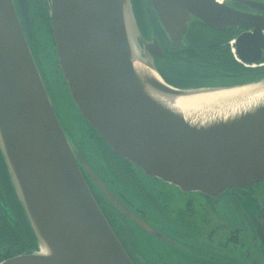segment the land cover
<instances>
[{
	"label": "water",
	"instance_id": "95a60500",
	"mask_svg": "<svg viewBox=\"0 0 264 264\" xmlns=\"http://www.w3.org/2000/svg\"><path fill=\"white\" fill-rule=\"evenodd\" d=\"M45 1L58 64L71 97L88 125L116 154L148 177L211 198L229 188L264 182V110L240 124L201 132L142 92L147 86L160 95L177 96L213 88L180 89L165 81L136 79L134 59L161 77L155 59L164 50L154 31L149 39L141 34L132 0ZM148 1L177 48L187 43L195 20L216 29L241 26L245 20L215 0ZM251 27V38L264 46L262 26ZM0 146L39 241L41 237L43 244L45 234L53 249L52 256H44L39 244L37 251L0 264H134L98 206L83 171L113 212L156 233L72 145L13 0H0ZM261 218L264 224V207ZM262 232L259 236L264 242Z\"/></svg>",
	"mask_w": 264,
	"mask_h": 264
},
{
	"label": "rangeland",
	"instance_id": "374dc122",
	"mask_svg": "<svg viewBox=\"0 0 264 264\" xmlns=\"http://www.w3.org/2000/svg\"><path fill=\"white\" fill-rule=\"evenodd\" d=\"M26 7L28 9L27 5ZM29 9L31 11L30 6ZM127 17H129L128 21L131 23V17L128 14ZM130 30H132L131 27ZM25 34L27 40L28 38L30 40L28 32ZM42 47L44 53L43 60L48 73V88L51 92V101L55 112L61 120L72 145L76 148L73 141L74 138L82 151L84 150L85 154L89 157V161L95 169L100 175H104L103 172L107 173L109 169L100 161L96 148L89 140L90 135L87 133L80 113L73 104L68 87L64 84L65 78L59 66H57L58 59L56 47L50 38L47 40V37H45V40L42 39ZM211 58L214 57L208 56L206 59L209 61H216ZM161 66L162 64L158 62L157 67H160L159 69L163 71V67ZM181 67V70L186 71L183 66ZM185 67L192 70L190 64L185 65ZM163 72L172 80L180 81V85L184 82L189 83L190 80L186 78V76H193L189 72L188 75L183 73L182 77L179 75H171L166 73V71ZM105 169H107V172ZM136 176L140 175L137 174ZM153 184L154 185L149 188L150 190L147 185H145L146 191L138 190L139 193H144L145 197L142 198L143 200L130 199H132L138 207L142 206V208L147 209L146 214L151 220L148 224L155 229L157 234L125 218L130 230L134 233V242L138 254L143 257L148 264H197L203 259H208L209 252L206 246H210L212 249L218 248L222 253L230 252L239 258H242L240 255L243 256L246 249L251 248L252 243H250L249 239L246 240L242 235L238 238L237 243H233L230 240L232 235L235 234V229L238 226L239 229H244V225H241L239 216L233 211L232 207H215V209H213V204H211L208 205L211 207L209 208L204 204H200V202L203 201L202 199H196L193 205L189 198L191 196L197 197V194L188 191L185 192L183 190L178 191V188L162 181H155ZM121 190L123 189L121 188ZM148 191H151L150 193L152 195L149 194ZM243 198L245 203L249 205L248 199L245 196H243ZM171 214H173V219L184 218L183 225L186 229L185 232L181 231L178 232L179 235L177 233L174 235L171 231H161V226L165 224L164 217L166 215L170 217ZM37 232L38 230L36 233ZM161 232L165 233L164 237L158 235L161 234ZM39 238V244L42 246V239L41 237ZM253 255L254 253L252 256ZM256 255L257 254H255L254 257H258ZM262 261L264 262V259Z\"/></svg>",
	"mask_w": 264,
	"mask_h": 264
},
{
	"label": "trees",
	"instance_id": "16d2710c",
	"mask_svg": "<svg viewBox=\"0 0 264 264\" xmlns=\"http://www.w3.org/2000/svg\"><path fill=\"white\" fill-rule=\"evenodd\" d=\"M141 1L144 3V5L151 6V3L148 0H141ZM19 2H20L21 15H22L20 16L19 14V16L20 18H22V24L25 25L24 28L26 32H28V34L30 35V47H31L33 56L35 58L38 69L41 73V76L46 84V87L48 88L49 80H48L47 69H46V66L43 60L44 53H43V47H42V39L45 40V37H47V40L50 38L52 40V43H54V39L52 37V29L50 25L49 13L46 9L45 4H41V6H39V3H38V5H36V9L39 7V15H41L38 17L37 15H34L33 12H29V10L26 7L27 5L26 0H19ZM36 2L37 0H34L33 4H35ZM132 4H133V9L135 10V7H136L135 0H132ZM42 11L44 12V15L42 14ZM134 13H135V18L138 22L137 14L135 11ZM157 19L158 18H156L155 22H156L157 28L160 29L159 22ZM152 30L154 29L149 28V25H147L146 32L150 34V31ZM194 32L195 30L193 26H191L190 32H189L190 41H187V43L185 45H182L181 48H177L176 46H173L175 49L174 52L173 51L169 52V50L167 52V54L170 55V58H169L170 61L167 64V69L170 70V73L172 75H176V76L179 75L180 77H182L183 73L186 75L191 73L193 76H186V78L190 80L189 83L184 82L181 85L177 83L173 84V81L170 80L168 76H165V74H163V71H160L161 70L159 69L160 67H158V70L161 73V75L162 76L164 75L163 76L164 79H166L170 84H173L174 86L180 87V88L200 87V86H206V85H219V84H203L197 79H200V77H202L204 73L212 74L216 77L223 76V75L224 76L233 75V78L240 76L242 74H246V70H247L246 68L235 64L233 60L229 61V57L225 55V52L220 47L219 41L213 40L210 47H204L203 43L197 45L194 40V35H193ZM159 33L161 34V30ZM207 54H210V55H207ZM203 56L214 57L211 59L216 60V61H209L205 59L206 57L204 58ZM187 64H190L193 71L191 69H188V67H185V65ZM181 66H183L185 70L186 71L188 70V71L186 72L184 70H181L180 69L182 68ZM231 83L236 84V83H241V82L232 80ZM64 84L67 86L66 81H64ZM48 91L50 92L49 88H48ZM50 96H51V92H50ZM80 117L83 121L85 128L87 129V133L89 135L90 134L92 135V136L91 135L89 136V140L92 143V145H94V147L96 148L98 152L96 153L98 154L99 158L104 160V165L108 169H111V173L118 175V173L113 169V167L110 166L111 164L109 160L106 158V161H105L102 151H99L98 143H101V142L99 141V137L97 136V133L95 132L94 129L90 128L89 126H88L89 130H88V128L86 127L85 120L83 119L82 116ZM75 144L83 160L89 165V167L92 170H96L95 167L92 165V163L89 161V157L85 154L84 150L82 151V149L80 148V146L77 144L76 141H75ZM136 170H139V169L136 168ZM122 171L123 173H125L124 174L125 176L131 175V173L127 171V168L122 169ZM103 174L109 183V184L107 183L106 185L111 189V191H113L114 194L118 196V198H120V200H122L123 203L128 204L127 201L124 199V194H122L123 196H121L120 193L118 192L120 191L119 188L117 189L114 188L115 187L114 183L116 182H117L115 184L116 186L122 187L121 183L123 179H120L119 181L116 180L115 176L110 174V172H107V173L103 172ZM132 175L134 174L132 173ZM98 176L101 177L104 182H106V180L103 178L102 175H100L99 172H98ZM123 182L125 181L123 180ZM110 186L114 188L116 191L113 190ZM243 194L245 196L248 193H243ZM251 197H252L251 194H249L248 198H251ZM242 198L243 197H241L238 202L234 199L232 201V205L230 206L233 208V211L236 214L237 213L239 214V212L244 214L243 222H245L244 229H239V226L235 229V234H233L232 237L230 238V240L233 243H237L238 238H240L241 235L244 236L246 240L249 239L250 242H252V238L254 241L259 240V231L262 230L264 232V226L258 218L260 207L257 203V198L253 197L254 201L250 199L251 202L248 200L249 205H247L245 203L244 198L243 199ZM236 208L238 209L236 210ZM104 212H106L105 214L107 218L110 220L111 222L110 224L112 225L113 229L115 230V232H117V235L120 238L123 246L129 252V254H131L134 263L138 264V262L133 257L134 251L137 252L136 250L137 248L135 246L134 235L132 231L129 229L125 221L121 219L120 216H118L116 212H113L110 208H107V207L106 209H104ZM135 213H137L142 219L146 220L147 222L151 221L148 218L146 211H143L144 215L140 214L136 210H135ZM238 214L237 216H239ZM250 219L256 220L254 224L257 228H254L252 226V223L249 222ZM250 223H251V226H250ZM162 230L163 229L161 228V231ZM38 249H39V241H38L37 235L32 227V224L25 211V208L23 207V204L21 203L20 198L17 194V188L15 186L12 175L9 171V167L6 163L4 153L0 146V263L7 259L13 258L17 255L23 254V253H33L37 251ZM261 253H262L261 255L264 256L263 247H262ZM227 254L231 258L239 261L240 264H247V263L248 264H259L261 263L259 259L260 253L258 251H256L254 255L252 256L249 253V250L246 249V252L244 253V255L243 256L240 255V257L242 258H239L238 256L231 254L230 252H226V255ZM255 254L259 256L254 257Z\"/></svg>",
	"mask_w": 264,
	"mask_h": 264
},
{
	"label": "flooded vegetation",
	"instance_id": "af4514ba",
	"mask_svg": "<svg viewBox=\"0 0 264 264\" xmlns=\"http://www.w3.org/2000/svg\"><path fill=\"white\" fill-rule=\"evenodd\" d=\"M14 2L17 6V9L19 11L20 16H22L19 0H14ZM26 2H27L29 12H33V14L37 15L38 17H39V7L36 9V5H38V3H39V6H41V4L46 5L45 0H37V2L35 4H33L34 0H26ZM219 2H221V4L224 7H226L227 9H230L233 12H236V13L243 15L245 17L243 24H241V26L227 25V26H224V28H222V29H213L212 27L207 26L206 24L202 23L201 21L195 20V22L193 24V28H194L195 32L193 33V35H194V40H195L196 44L199 45V44L203 43L204 47H210L213 40H217L220 42V47L225 52V55H227L229 57V61L233 60L235 62V64H237L241 67H244L246 69L248 68V66L250 67V66H252V64H254L255 66H253V68H255V69H247L246 74H242V75L234 77V78H233V75H229V76L223 75V76H217L216 77L212 74H205L204 73L202 75V77H200V79H197V80H199L203 84L231 85L232 80L244 83V82H250V81H256V80L264 79V46L263 45L260 46L259 44L256 43V41L253 38H251L252 37L251 35L254 34V28L251 26L254 24L262 26L261 32H262V35L264 36V0H220ZM135 3H136L135 12L137 14L138 22H139L140 28L142 30L143 36L146 39H148L147 38L148 32H146V28H147V25H149V28L154 29L155 34L159 38L160 43H161V45L165 51V53L162 57H159L158 59H156V62L159 61L162 64L161 67H163V71H166V73L171 74L170 70L167 69V64L170 61L169 60L170 55H168L167 52H168V50L174 52L175 49H174L172 43H170V41L168 39H166V37L162 31H161V34L159 33L160 29L157 28V25L155 22L156 15L153 11V8L150 5H147V6L144 5V3L141 0H135ZM29 6L31 7V11L29 9ZM26 11H27V9H26ZM42 14L44 15L43 11H42ZM153 15L155 18L153 17ZM21 21H22V18H21ZM23 27H24V25H23ZM216 30H219V31H216ZM241 37H242V40H241V42H239V39ZM188 41H190L189 36H188ZM239 43H240V45H239ZM240 52L242 54L241 56L239 55ZM203 57L205 58L206 56H203ZM252 60H255V61H252ZM208 63H210V62H208ZM163 74H165V73L163 72ZM169 79L172 80L170 77H169ZM172 81H173V84L177 83L180 85V81H177V80L176 81L172 80ZM98 149H99V151H102V154L104 156L105 161L107 158L111 164L110 166H112L113 169L118 173V175H115V174L111 173V169H109L110 174L114 175L115 179L118 181L120 179H123L125 181V182H123V180H122V183H121L122 187L116 186L115 184L117 182L114 183V186H115L114 188L115 189L119 188L120 191H118V192L120 193V195L123 196L122 194H124V199L127 201V203L134 210H136L140 214H143V211L147 212V209L142 208V206L138 207L134 203V201L130 198H134L135 200H143L142 198L145 197V195L142 192L139 193L138 190L139 191H141V190L146 191L145 185H147L148 189H149L151 186L154 185L153 183H155V181H159V182H161V181L157 180V179L150 178V177L146 176L142 171L136 170V167L134 168V166L131 163H129V162L127 163L126 160L119 157L115 152L110 150L104 143H98ZM100 161L104 163V160L101 158H100ZM124 168H127V171H129L131 173V175L125 176L124 175L125 173H123V171H122V169H124ZM105 170L107 172V169H105ZM132 173L134 175H132ZM137 174H139L140 176H136ZM102 176L106 180V182L108 183L106 177L104 175H102ZM87 182H88V185H89L91 192L94 195L97 203L99 204V206L103 210V213L105 214L106 212H104V209H106V206H105L104 202L100 199V197H98V195L95 194V191H94L91 183L88 180H87ZM114 188H112V189L115 190ZM121 188L123 190H121ZM177 190L181 191L180 189H177ZM150 192H149V194H151ZM243 193H248L247 195H245V197L249 201H250V199H252L254 201V198H257V203L260 207L258 218H259L260 222L263 224V221L261 219V210L264 207V183H258V184H254L252 186H247V187H233V188L228 189L223 195H221L218 198H211L209 196H205V195L196 193L198 195L197 197L191 196L189 199H191V202L193 203V205H194L196 199H199V200L202 199L203 201L200 202V204H204V205H206V207L211 208L208 205L213 204L212 205L214 207L213 209H215V207L225 208L228 206L230 207L232 205V201L234 199L238 202L239 199L244 196ZM249 194H251V196H252L251 198H248ZM237 209L238 208H236V210ZM238 215H239V220H240L241 224L244 225L245 224V222H243L244 221V218H243L244 214L239 212ZM105 216H106V214H105ZM172 217H173V214H171L170 217H167V215H166L164 217V223L165 224L163 226H161V228L164 231H171V233H173L174 235H176V233L179 235L178 232H181V231L185 232L186 229L184 228V225H183L184 224L183 223L184 218L183 219L182 218L181 219H178V218L173 219ZM108 221L110 222L109 219H108ZM249 222L252 223V226L254 228H257L254 224L256 222V220L250 219ZM113 223H115V222H113ZM116 223H118V222H116ZM251 223H250V226H251ZM263 226H264V224H263ZM116 234H117V232H116ZM262 234H263V238H264V232H262ZM250 243H252V244H251V248H248L249 253L252 255L256 251H258L260 253V256L259 255H256V256H259L261 264H264V262L262 261L264 259V256L261 255L262 254L261 253L262 247L264 249V242L261 241L260 238H259V240H256V241H254L252 238V242H250ZM206 248L208 249V252H209L208 253L209 254L208 259H203L202 261L198 262L197 264H240L239 261L231 258L228 254H227L228 255L227 256L226 252L222 253L221 250H219L218 248L212 249V247H210V246H206ZM129 255L131 256V254H129ZM133 257L138 262V264H148L146 262V260L143 257H141L138 254V252H136V251H134ZM131 258H132V256H131ZM132 260H133V258H132Z\"/></svg>",
	"mask_w": 264,
	"mask_h": 264
},
{
	"label": "bare ground",
	"instance_id": "6f19581e",
	"mask_svg": "<svg viewBox=\"0 0 264 264\" xmlns=\"http://www.w3.org/2000/svg\"><path fill=\"white\" fill-rule=\"evenodd\" d=\"M135 53L133 50L130 53L132 58H136ZM133 62L138 81L155 79L164 83V80L140 59H134ZM143 87L145 90L142 92L146 96L174 114L182 116L192 128L201 132H214L240 124L244 120L259 116L264 110V82L241 84L233 88L192 90L177 96H163L147 86ZM41 252L44 256L53 255L52 246L45 234Z\"/></svg>",
	"mask_w": 264,
	"mask_h": 264
}]
</instances>
